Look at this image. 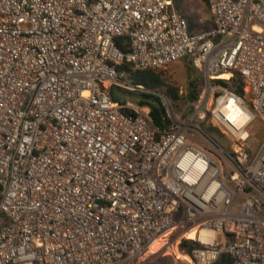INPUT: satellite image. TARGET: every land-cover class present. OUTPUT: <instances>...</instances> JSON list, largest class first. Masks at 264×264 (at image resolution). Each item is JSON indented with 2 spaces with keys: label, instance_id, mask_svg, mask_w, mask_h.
Returning a JSON list of instances; mask_svg holds the SVG:
<instances>
[{
  "label": "built area",
  "instance_id": "1",
  "mask_svg": "<svg viewBox=\"0 0 264 264\" xmlns=\"http://www.w3.org/2000/svg\"><path fill=\"white\" fill-rule=\"evenodd\" d=\"M208 5L192 30L173 0H0V264L130 263L202 228L191 264H264V139L251 152L222 110L264 119V0ZM181 60L203 83L180 104L119 70ZM114 88L159 97L168 124Z\"/></svg>",
  "mask_w": 264,
  "mask_h": 264
},
{
  "label": "rangeland",
  "instance_id": "2",
  "mask_svg": "<svg viewBox=\"0 0 264 264\" xmlns=\"http://www.w3.org/2000/svg\"><path fill=\"white\" fill-rule=\"evenodd\" d=\"M178 5L179 11L185 15L194 26L203 29L211 25V14L208 2H203L202 0H179ZM159 71L172 86L178 87V95L180 96L177 100H174L176 103L180 104L188 100L186 98V87L190 80L198 78L202 88L203 82L200 70L187 60H181L168 69ZM158 91L164 92L163 89ZM113 93L116 95L117 100L134 101L133 93L131 94L130 92H125L124 90L117 88H114ZM208 125H212L210 120L206 121V127ZM245 129L248 132V135L246 134L247 139L244 140V145L248 147L251 152H255L264 139V119L258 115L255 116L247 123ZM221 139L223 142L225 141V143L229 140H232L233 142L234 137H231L229 134H223ZM183 239L193 241L192 238L184 237ZM183 239L179 240L177 231H174L171 237H169L167 246L163 245L165 243L163 238L159 243L146 250L134 262L123 264H189V258L185 256H189V251H187L188 246L183 250L179 247V244ZM221 240L222 238H219V241ZM162 246L164 247L162 248Z\"/></svg>",
  "mask_w": 264,
  "mask_h": 264
},
{
  "label": "trees",
  "instance_id": "3",
  "mask_svg": "<svg viewBox=\"0 0 264 264\" xmlns=\"http://www.w3.org/2000/svg\"><path fill=\"white\" fill-rule=\"evenodd\" d=\"M203 2H208V0H202ZM176 9L179 11V0H173ZM180 12V11H179ZM181 13V12H180ZM183 15V14H182ZM185 16V15H184ZM186 17V16H185ZM187 18V17H186ZM188 19V18H187ZM189 21V20H188ZM190 28L192 30H201L202 28L196 27L189 21ZM123 41V38H119L117 43L121 45L120 42ZM119 70L125 74V78L129 79L134 84H141L145 88L153 89V90H161L169 95L171 99L177 100L180 95H178V87L172 86L165 77L162 76L159 70H137L132 67L130 62L124 61L120 66ZM222 84L232 89L233 91L243 94V82L242 78L238 73H234L231 77H226V79L220 80ZM201 89V84L198 78L192 79L188 82L186 90V98L188 100H195ZM124 90V89H123ZM125 92H130L134 94L133 100L140 105H147L150 107V116L153 122L160 127H165L168 124V119H162L164 115V107L161 104L159 97L151 93H145L140 91H129L124 90ZM112 96L116 99V95L112 92ZM117 100V99H116ZM120 101V100H118ZM125 100H121L124 102ZM208 133L220 144H226L223 142L221 137L222 133L219 132L216 126L208 125L206 127ZM218 130V131H217ZM192 235H187L190 238ZM197 245V243L191 240H182L179 244L180 249H184L188 246L187 251H189L193 246ZM178 250V249H177ZM179 251V250H178ZM189 253V252H188ZM212 264H233V260L231 256L227 252H221L215 262Z\"/></svg>",
  "mask_w": 264,
  "mask_h": 264
},
{
  "label": "bare ground",
  "instance_id": "4",
  "mask_svg": "<svg viewBox=\"0 0 264 264\" xmlns=\"http://www.w3.org/2000/svg\"><path fill=\"white\" fill-rule=\"evenodd\" d=\"M222 77H229V73H222ZM225 116L230 120V127L231 129L235 132V134L243 136L244 140L246 139V129L244 126L249 122V119L252 118V116H249L247 112H245L238 104L233 102L232 100L229 101V103L222 108ZM169 232L166 231L165 234ZM187 235H192L190 238H198L202 241H208L212 240L214 236V232L209 229L202 228L200 229L199 232L196 233L195 229L188 230L187 232L184 233V236L187 237ZM188 238V237H187ZM163 238L159 237L153 241L150 246L148 247L151 248L153 245L159 243ZM187 258H189V264L192 263L191 258L188 255H185Z\"/></svg>",
  "mask_w": 264,
  "mask_h": 264
}]
</instances>
